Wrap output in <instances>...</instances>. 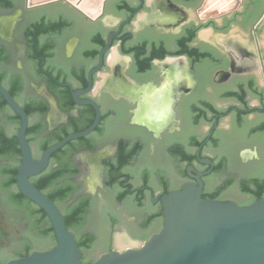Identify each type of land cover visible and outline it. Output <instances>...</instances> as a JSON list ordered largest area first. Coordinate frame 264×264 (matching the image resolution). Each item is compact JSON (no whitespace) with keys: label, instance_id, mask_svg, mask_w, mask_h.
I'll return each mask as SVG.
<instances>
[{"label":"flooded vegetation","instance_id":"1","mask_svg":"<svg viewBox=\"0 0 264 264\" xmlns=\"http://www.w3.org/2000/svg\"><path fill=\"white\" fill-rule=\"evenodd\" d=\"M172 2L191 6L195 0H172ZM121 4H123L122 8L113 10H110L106 4L104 12L96 18H90L65 1L28 8L27 0H16L10 8L0 7V17L2 16L0 50L1 46H5L11 54L6 66L10 71L18 69L26 75L28 84L23 91L24 98H32L31 101L36 104L46 103L48 105L45 113L35 111L29 116V123H43V128L36 134V137L28 139L35 157L37 159L41 157L44 151H42V143L45 139L54 140L53 135L61 132L62 129L68 132L65 136L82 131L95 119L94 107L88 103H76L70 86L73 87V91H79L80 101L93 100L102 110L100 123L91 134L72 140L65 145L66 158L72 162L73 168L77 171L73 176V181L78 191L87 187V179L84 178L85 168L97 161L92 163V159L86 156V153L102 151L104 155L101 160L102 168H96L88 178V181L94 185V189L82 194L89 196L92 202L88 211V219L78 234L95 236L91 247L82 250V263L84 264H92L101 254L118 249L117 237L121 233L128 234L141 242L160 231L164 222L162 197L172 190L180 189L185 182L196 181L189 176V166H194L196 172H206L211 169L212 165L203 161L211 159L212 170L201 177L204 181L203 196L209 198L216 194L217 197L212 198H230L236 201L242 198L233 196L232 190L244 196L247 194L235 189V185L227 186L226 176L232 174L245 177L264 173V144L255 150H240L237 153L238 157L235 158L234 152L245 142V138L238 129L230 134L227 133L226 126L222 125L226 118L230 117V121L233 119V111L241 110L235 105L227 106L214 115L213 124L204 134L197 148L188 144L183 152L170 149L175 143L187 141L191 137L188 134L193 126L189 123V106L190 99L194 97L198 86L190 93L182 92L176 102L175 118L167 125L153 128L140 118L137 109L145 91L142 88L140 91L142 94L137 93L132 82L141 81L142 84L146 83V86L161 82L164 76L157 61L172 56H186L197 79V85H199L200 81H216L219 69L214 71L213 69L223 63L224 55L217 46L213 47L199 40V31L203 28L202 21H190L183 16L177 19V24H182L180 33L170 38L173 46L167 48L163 45H156L154 41L159 37L158 21L151 13L152 9L148 0H134V5H129L125 1ZM263 4L264 0L261 2L245 0L238 10L221 16V25L218 24L221 27L217 25L214 27L225 32L226 29L229 31L235 25H248L253 14L259 12ZM43 7L51 9L47 13H39L38 11ZM139 7H141L140 10L134 13ZM16 12H19L16 23L12 30L7 32V25L4 21L6 17L3 18V16ZM143 12L148 15L140 18L139 15ZM34 18H58L59 20L65 18L69 22L62 28H52L42 35V46L49 42L57 50L56 56L52 59L40 54L39 50L31 49L28 45L26 28ZM196 27H198L197 34L192 36L190 32ZM254 34L257 36V28ZM110 36L112 44L104 54L100 70L92 76V88L87 91L88 75L99 65V53L107 44ZM182 38H186L189 48L199 47L204 52L212 49L219 51L217 62L209 57L193 62L187 52L178 54V51L182 49L180 43ZM114 49L127 60L123 63L111 64L108 57ZM88 50L95 51V55L85 56ZM61 51H64L65 60H59ZM72 53H78L79 57L70 59ZM50 60L65 70L64 76L50 70ZM142 60H150V65L142 68ZM98 83L100 87H97ZM126 85H130L133 89L127 91ZM46 90L56 98L58 110L52 111L50 101L44 95ZM17 101L24 108V104L20 100ZM8 111L16 113L10 106L2 113L6 114ZM1 114L0 122H4L7 130L10 129L11 122ZM216 138L220 139L219 142L215 141ZM122 140L128 141L131 146L140 142L142 148L133 164L125 168L126 173L133 175L127 181L130 186L129 197L118 201L116 190L106 185L105 162L116 158ZM198 153L200 157H197ZM216 153L227 158L228 165L225 169L218 167V161L215 159ZM20 163L21 160L18 158L8 156L0 158V262L23 257L34 251L47 250L56 243L51 236L40 234L39 230L42 226H34L39 216L32 213L35 206L29 201L18 206L12 198L13 194L19 190L17 184L8 188L3 185L11 176L9 173H3L4 169L19 168ZM57 165L58 163L50 157L46 169ZM98 177H100L99 180L96 179ZM102 193L111 194L115 201L113 209L103 217L108 225L105 233H100L90 226L92 220L97 218L96 205ZM126 205L134 210L133 215L122 216L120 214ZM147 218L149 221L145 224ZM126 221L132 222L134 228L125 227ZM44 241H49L48 246L38 245V242ZM99 242L105 243V248L99 254H94L93 248Z\"/></svg>","mask_w":264,"mask_h":264},{"label":"water","instance_id":"2","mask_svg":"<svg viewBox=\"0 0 264 264\" xmlns=\"http://www.w3.org/2000/svg\"><path fill=\"white\" fill-rule=\"evenodd\" d=\"M57 1L72 4L90 18L101 15L106 4H108L110 10L122 8L123 4L121 3L124 1L129 5H134V0H27V7L31 8ZM244 1L195 0V3L190 6L183 3L173 4L172 0H148V4L152 9L151 13L156 16L158 21L159 37L154 43L171 48L173 45L170 38L181 31L182 24H177V19L183 16L191 21L190 10L198 9L199 17L204 23L205 20H216L238 10ZM140 8L134 13L138 12ZM50 9L49 7H43L38 12L47 13ZM263 10L264 4L262 9L252 17L248 25H235L229 31L226 29L225 32H222L221 29L214 27L215 21H213L208 25H204L199 31V40L202 43L213 47L217 46L224 55L223 63L213 69V71L219 69L215 82L200 81L197 85V79L186 56H172L157 61V65L160 66L164 76L158 84L146 86L147 84L144 82L142 84L141 81L132 82L137 93H141L142 88L145 91L137 111L140 118L153 128L163 127L169 121H172L175 118L176 102L182 92L190 93L198 86L194 97L190 99L189 106V123L193 126L188 134L191 137L187 141L175 143L171 146V150L184 151L188 144L197 148L204 134L213 124L214 115L230 105L240 107L241 110L239 112H237L238 110L233 111V119L230 121V117L226 118L222 125L226 126L227 133L230 134L238 129L245 138V142L234 152L235 158L238 157L237 153L240 150H255L258 149L257 147L263 146L264 26L257 39V44L254 43L252 34L253 24ZM18 14L19 12H16L3 16V18L6 17L4 21L7 25V32H10L14 27ZM146 15L148 14L143 12L139 17L143 18ZM1 17L0 20H2ZM263 17L264 14L260 20ZM43 19L48 22L59 21L58 18ZM39 20L41 19L34 18L26 31ZM61 20L68 22L65 18ZM43 40L47 41L46 39ZM111 44L112 37L110 36L107 44L99 53V65L91 70L88 75L87 91L92 88V76L100 70L104 54L109 50ZM52 49L53 54L48 57L50 59L54 58L57 53V50L53 47ZM1 50H5L10 54L5 46H1ZM219 51L214 49L208 51L213 55L212 61L217 62V55H220ZM61 52L59 60H65L64 51ZM95 53L93 50H88L85 56L93 57ZM117 56L119 58L114 64L123 63L127 60L126 57H121L118 53ZM10 57L11 54L9 59ZM78 57V53H72L69 58L73 60ZM7 61L0 64V76L6 74L4 80L6 85L11 84L12 78L20 76L23 79L24 91L28 84L26 75L18 69L10 71L6 66ZM49 63L51 71L62 76L65 75L66 72L60 65L53 60H50ZM70 88L76 103H88L94 107L96 111L95 119L86 129L69 134L58 143L45 149L41 157L37 159L26 135L30 122L29 115L12 96L8 88L0 83V94L21 120L16 136L22 154L17 173V187L26 198L47 213L56 238V243L47 250L34 251L23 257L0 262V264H83V251L79 247L75 233L68 229L62 211L31 180L33 176L40 174L47 168L50 157L54 152L72 140L88 136L100 123L102 110L98 103L90 99L80 101L78 99L79 91H73L72 86ZM125 88H127V91L133 89L130 85H126ZM23 91L19 100L26 106L32 102V98H24ZM44 95L50 101L52 111L58 110L54 95L48 90L44 92ZM1 116L11 122V127L7 130L4 122H0V128L10 135L13 134L18 129L17 122L11 120L13 113L8 111L6 114L2 113ZM32 124H35V122ZM219 140V138L215 139L216 142H219ZM86 156L92 159V163L97 160L96 163L98 164L94 163L95 165L92 164L85 168L84 178L87 179V187L79 190L69 203L86 191L94 189V185L88 181V178L95 172L96 168H102L101 160L104 158L102 151L86 153ZM215 156L218 167L225 169L228 165L227 158L220 155V153H216ZM197 157H200V153L197 154ZM203 162L210 163L212 165L211 169L200 173L196 172L194 166H189V176L196 181L185 182L180 189L172 190L162 197L164 222L160 231L141 242L128 234L127 236L125 233H121L117 237L118 249L101 254L92 264H264V197L251 201L248 198L249 195L244 196L236 190H232L231 194L233 196L242 199L236 201L230 198H205L203 196L204 181L201 177L212 170L213 162L209 158ZM96 179L99 180L100 177ZM253 179L264 180V173L245 177L228 174L225 183L232 182L230 185H235V189L242 190V182ZM101 196L96 205L97 218L92 220L90 226L100 233H105L108 225L103 217L113 209L115 201L109 193H102ZM120 214L122 216L133 215L134 210L126 205L120 211ZM125 227L133 229L134 225L132 222L126 221ZM48 244L49 241L38 242V245L41 246H48ZM104 248L105 243L99 242L94 246L93 253L99 254Z\"/></svg>","mask_w":264,"mask_h":264},{"label":"trees","instance_id":"3","mask_svg":"<svg viewBox=\"0 0 264 264\" xmlns=\"http://www.w3.org/2000/svg\"><path fill=\"white\" fill-rule=\"evenodd\" d=\"M192 1V0H190ZM262 0H259L261 2ZM14 4V0H0V6L11 7ZM262 4V3H261ZM263 7V5H262ZM262 9V8H260ZM258 12L254 13L255 16ZM68 22L65 20L59 21H50L48 22L45 19H41L35 22L31 27L26 31V40L31 49L39 50L40 54L45 57H50L53 54L52 44L48 43L42 46L41 38L42 35L49 32L52 28H62L67 25ZM210 23H207L208 25ZM198 27H196L190 34L196 36ZM181 47L178 54L187 52L194 62L201 60L203 57L213 58L212 53L204 52L199 47L189 48L186 38L180 40ZM10 54L5 50H0V64H4L9 59ZM150 60H142L141 67L145 68L150 65ZM6 74L0 76V83L5 85L12 96L19 100L20 95L23 91V79L20 76L14 77L11 80L10 85L4 83ZM8 103L4 97L0 94V114L8 108ZM48 108V105L45 104H36L31 102L28 105H24V109L30 116L33 112L39 111L45 113ZM11 120L17 122L18 129L13 134H8L5 130L0 128V158L8 156L14 157L21 160V150L16 137V134L20 127V117L14 113ZM43 128V123L32 124L29 123L27 129L28 139H33L36 137V134ZM64 129L61 132H57L53 135L54 140L45 139L42 143V151L50 147L53 143L61 141V139L67 134ZM142 145L140 142L135 143L131 146L128 141L122 140L119 145V150L116 155V158L113 160H106V185L108 187L114 188L116 190V198L118 201H123L129 197V184L128 180L133 176L125 172V168L135 161L137 155L140 153ZM183 152V150H177ZM176 151V152H177ZM52 160L58 163L55 167H50L37 176L31 178L32 182L36 187H38L42 192H44L51 200H53L60 210L66 220L68 229L72 230L78 241L79 247L81 250H86L91 247L92 243L95 240L94 235L82 236L78 234L80 229L83 227L85 222L88 219V211L91 207L92 199L87 195H80L71 203L69 201L77 195V185L73 181V176L76 175L77 171L73 168L72 162L66 158V146L62 147L58 151L54 152L51 156ZM17 171L18 168L10 167L4 169L3 173H9L10 178L4 182V187L8 188L10 186H15L17 184ZM232 182H227L226 185L229 186ZM242 192L249 195L251 201H255L259 198L264 197V180L253 179L249 181L242 182ZM212 197H217L214 194ZM12 198L17 202L18 206L25 202L29 201L35 206L33 209V214H38V219L34 222V226H42L39 230L40 234L45 236H51L53 240H56L54 235V229L52 223L47 215V213L40 208L37 204L30 201L26 198L19 190L13 194ZM149 219L146 221V223ZM116 222V219H114ZM84 264V263H83Z\"/></svg>","mask_w":264,"mask_h":264},{"label":"crops","instance_id":"4","mask_svg":"<svg viewBox=\"0 0 264 264\" xmlns=\"http://www.w3.org/2000/svg\"><path fill=\"white\" fill-rule=\"evenodd\" d=\"M195 10V9H194ZM192 11L190 10V14H191V17H192V20H194L195 22H199V21H202L201 18L199 17V15L197 13H195V11ZM264 14V10L263 12L261 13V15L258 17V19L255 21V23L253 24V27H252V34H253V37H254V42L256 43V40L258 39V34L257 36L254 34V32H256V29L255 27L262 21V24H264V17L260 20L261 16H263ZM215 21V25L219 26L218 24L221 25V22H222V17L216 19V20H205V22L203 23V26L206 25L207 23H211ZM217 22V23H216ZM221 27V26H219ZM255 35V36H254ZM255 37H256V40H255ZM119 58V56H117V52H116V49H114L110 54H109V62L111 64H114L117 59ZM97 87H100V83H98Z\"/></svg>","mask_w":264,"mask_h":264},{"label":"rangeland","instance_id":"5","mask_svg":"<svg viewBox=\"0 0 264 264\" xmlns=\"http://www.w3.org/2000/svg\"><path fill=\"white\" fill-rule=\"evenodd\" d=\"M201 5H202V2H201ZM193 11V10H192ZM195 11V13H197L198 15H199V13H198V9H195L194 10ZM191 12V11H190ZM218 19V18H217ZM263 26H264V24H262V21L256 26V28L258 29V37H259V35H260V33H261V31H262V29H263ZM255 43V42H254Z\"/></svg>","mask_w":264,"mask_h":264}]
</instances>
